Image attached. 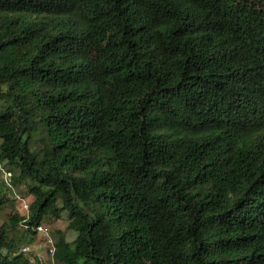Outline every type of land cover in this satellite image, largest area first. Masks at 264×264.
Returning <instances> with one entry per match:
<instances>
[{
    "label": "trees",
    "instance_id": "1",
    "mask_svg": "<svg viewBox=\"0 0 264 264\" xmlns=\"http://www.w3.org/2000/svg\"><path fill=\"white\" fill-rule=\"evenodd\" d=\"M0 222V264L57 222L51 264H264V0H0Z\"/></svg>",
    "mask_w": 264,
    "mask_h": 264
},
{
    "label": "rangeland",
    "instance_id": "2",
    "mask_svg": "<svg viewBox=\"0 0 264 264\" xmlns=\"http://www.w3.org/2000/svg\"><path fill=\"white\" fill-rule=\"evenodd\" d=\"M28 201L24 202H31L32 198H28ZM21 213L25 214V212L21 208ZM1 225V222H0ZM49 232L51 233L54 230H62L66 233L67 237L72 240L74 238V235L67 231L66 224L64 222H57L50 226H48ZM30 252H33L36 254V256L40 259V264H51L52 262V256L49 253V246L46 242V240L43 237H39V240L30 248Z\"/></svg>",
    "mask_w": 264,
    "mask_h": 264
},
{
    "label": "built area",
    "instance_id": "3",
    "mask_svg": "<svg viewBox=\"0 0 264 264\" xmlns=\"http://www.w3.org/2000/svg\"><path fill=\"white\" fill-rule=\"evenodd\" d=\"M21 208L25 213L29 212V204L27 202H23L21 205ZM39 235L46 240V242L49 246V251H50L49 253L51 256H53V254L55 252V248H54L53 240L50 236L49 228L47 226L40 227L39 228ZM23 252L24 253L30 252V248H24Z\"/></svg>",
    "mask_w": 264,
    "mask_h": 264
}]
</instances>
